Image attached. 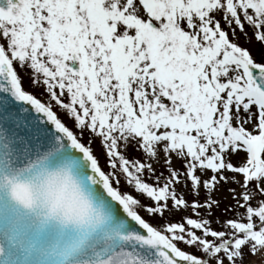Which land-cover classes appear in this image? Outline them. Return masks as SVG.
<instances>
[{"label":"snow or ice","instance_id":"obj_1","mask_svg":"<svg viewBox=\"0 0 264 264\" xmlns=\"http://www.w3.org/2000/svg\"><path fill=\"white\" fill-rule=\"evenodd\" d=\"M50 165L118 264H264V0H0V193L40 227Z\"/></svg>","mask_w":264,"mask_h":264},{"label":"water","instance_id":"obj_2","mask_svg":"<svg viewBox=\"0 0 264 264\" xmlns=\"http://www.w3.org/2000/svg\"><path fill=\"white\" fill-rule=\"evenodd\" d=\"M10 207L7 196L0 193V238H30V254L36 255L37 264H118L124 258L117 225L102 207L94 206L91 217L53 219L44 227L38 226L37 213L16 214Z\"/></svg>","mask_w":264,"mask_h":264},{"label":"clouds","instance_id":"obj_3","mask_svg":"<svg viewBox=\"0 0 264 264\" xmlns=\"http://www.w3.org/2000/svg\"><path fill=\"white\" fill-rule=\"evenodd\" d=\"M34 184L32 196L43 214L61 222L76 221L81 217L73 205L76 200H83L86 197L88 189L79 176L69 177L64 168L53 165L45 174L39 176ZM57 189L62 191L65 200L63 207L57 205L55 201L49 202L52 193ZM94 211V206L89 203L85 217H91Z\"/></svg>","mask_w":264,"mask_h":264},{"label":"rangeland","instance_id":"obj_4","mask_svg":"<svg viewBox=\"0 0 264 264\" xmlns=\"http://www.w3.org/2000/svg\"><path fill=\"white\" fill-rule=\"evenodd\" d=\"M240 42L243 44V40H241ZM253 47L256 48V49H258L260 46H259V44H255ZM24 87L26 89L28 88L27 80H25ZM33 91L36 92L37 94L39 93V89H34ZM92 147H93L94 153L97 154V155H99V156H101L100 164L103 167L104 166V159H103V156H102L101 149H100L99 145H97V144L94 143ZM129 191L131 192L132 190L129 189ZM214 195L215 196H218L219 198H221V201H222L221 202V209H223V207H224L225 204L230 203V199L228 198V194H227L226 191H224V188L223 187L220 189L219 192L214 193ZM217 212L219 214H222V213H220V210H217Z\"/></svg>","mask_w":264,"mask_h":264},{"label":"bare ground","instance_id":"obj_5","mask_svg":"<svg viewBox=\"0 0 264 264\" xmlns=\"http://www.w3.org/2000/svg\"><path fill=\"white\" fill-rule=\"evenodd\" d=\"M44 253V255L45 254H50L51 252H47V253H45V252H40V254L42 255Z\"/></svg>","mask_w":264,"mask_h":264}]
</instances>
